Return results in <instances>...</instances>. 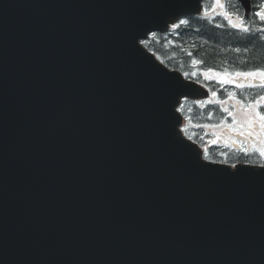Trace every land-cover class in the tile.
I'll return each mask as SVG.
<instances>
[{
  "label": "water",
  "instance_id": "obj_1",
  "mask_svg": "<svg viewBox=\"0 0 264 264\" xmlns=\"http://www.w3.org/2000/svg\"><path fill=\"white\" fill-rule=\"evenodd\" d=\"M200 2L0 0V264H264V167L205 161L140 44Z\"/></svg>",
  "mask_w": 264,
  "mask_h": 264
},
{
  "label": "trees",
  "instance_id": "obj_2",
  "mask_svg": "<svg viewBox=\"0 0 264 264\" xmlns=\"http://www.w3.org/2000/svg\"><path fill=\"white\" fill-rule=\"evenodd\" d=\"M185 20L187 24L170 27L166 32L153 34L142 41L169 68L201 84L210 85L205 78L209 69L222 73L232 70L236 64L241 70L264 67V48L261 47L264 41L257 36L223 30L204 15L190 16ZM222 90L221 85L212 86V91L217 93L214 99L182 103L179 110L186 120L182 128L186 136L199 143H203L205 137L208 138L203 129L215 123L211 115L215 118L219 115L221 103L225 100ZM204 157L215 162L235 163L210 153Z\"/></svg>",
  "mask_w": 264,
  "mask_h": 264
},
{
  "label": "flooded vegetation",
  "instance_id": "obj_3",
  "mask_svg": "<svg viewBox=\"0 0 264 264\" xmlns=\"http://www.w3.org/2000/svg\"><path fill=\"white\" fill-rule=\"evenodd\" d=\"M220 2L224 4V7H219V10L217 11L224 29L229 28V30L234 31L241 30L229 25L228 19L231 18L234 24H240L241 21L239 17H244L242 5L238 0H220ZM206 3L207 5H212L209 4V0H206L205 4ZM249 4L251 6V13H254L258 10V7H264V0H249ZM245 24L249 30L253 32H259V30L264 29V23H261L258 18H255L253 15H251L249 21L245 20ZM261 44V47L264 48V42ZM246 128L241 129L240 131H243ZM240 131L231 132L228 129L222 130L219 133V136L221 137L219 138V145L214 146V148L220 153L233 159L240 160L255 156L264 161V157L259 155V149L264 148V133H261L259 136H256L254 133L252 138H246L238 134Z\"/></svg>",
  "mask_w": 264,
  "mask_h": 264
},
{
  "label": "snow or ice",
  "instance_id": "obj_4",
  "mask_svg": "<svg viewBox=\"0 0 264 264\" xmlns=\"http://www.w3.org/2000/svg\"><path fill=\"white\" fill-rule=\"evenodd\" d=\"M216 3L219 5V7L223 8L224 4L220 2V0H216ZM204 11H207L205 9ZM246 16L248 14L253 15L255 18H258V20L261 23H264V7H258V10H256L254 13H249V9H245ZM241 23L240 24H234L232 19H228L229 25H231L233 28L241 29L245 33L249 31V28L245 24V18L239 17ZM188 21L186 20H179V24H173V28H177L180 25L187 24ZM261 31H264V29H261ZM193 63H197V61H193ZM211 71V69H209ZM223 77H230L229 79H225ZM223 77L220 78L221 84L226 83H232L235 84L236 88H242L245 86L248 87H256L259 86L261 88H264V67H259L254 70L249 71H238L234 74H229L225 72L223 74ZM207 79V75L205 76ZM242 81V82H241ZM216 93H213V96H215ZM229 98H234L233 93H229ZM240 103L239 101H237ZM264 95H261L257 97L255 100L247 103V104H241V108L244 110V116L246 118L247 128L243 131H240L238 134L241 136H244L246 138H252L253 134L255 133L256 136H259L261 133H264ZM229 115L232 116L233 114L229 112ZM233 123H236L235 117H233ZM243 150V149H242ZM259 155L261 157H264V148L259 149Z\"/></svg>",
  "mask_w": 264,
  "mask_h": 264
},
{
  "label": "rangeland",
  "instance_id": "obj_5",
  "mask_svg": "<svg viewBox=\"0 0 264 264\" xmlns=\"http://www.w3.org/2000/svg\"><path fill=\"white\" fill-rule=\"evenodd\" d=\"M209 4H217V3H216V0H209ZM213 7H215V5ZM212 11L213 12L216 11V8H213ZM208 76L210 80L220 82V78L223 77V74L220 75L216 73H210ZM223 78L229 79L230 77H223ZM230 88H232L233 90L236 89L235 84L230 83L229 89ZM247 88H251V87H247ZM241 90H243V88ZM231 100L235 102L233 105L235 109L232 111V114H233L232 116L228 115L230 120L227 122V125H228L227 127H229V129L234 130V131L244 129L247 127L246 118L244 116V110L241 108V104H244V103H237L235 99L233 98ZM233 117H235V120H236L235 124L233 123ZM214 153L216 152L214 151Z\"/></svg>",
  "mask_w": 264,
  "mask_h": 264
}]
</instances>
